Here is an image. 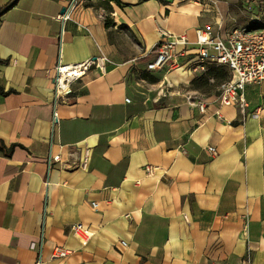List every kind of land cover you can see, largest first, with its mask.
Listing matches in <instances>:
<instances>
[{"label": "crops", "instance_id": "obj_1", "mask_svg": "<svg viewBox=\"0 0 264 264\" xmlns=\"http://www.w3.org/2000/svg\"><path fill=\"white\" fill-rule=\"evenodd\" d=\"M119 1L80 0L63 22L67 0H0V140L15 145L0 150V264H37L43 229L41 264H264V81L243 113L192 62L197 28L250 25L245 0ZM160 29L186 33L189 55L150 71ZM61 39L66 63L112 62L73 84L53 129Z\"/></svg>", "mask_w": 264, "mask_h": 264}, {"label": "built area", "instance_id": "obj_2", "mask_svg": "<svg viewBox=\"0 0 264 264\" xmlns=\"http://www.w3.org/2000/svg\"><path fill=\"white\" fill-rule=\"evenodd\" d=\"M66 11L59 15L63 22L71 17L72 12L80 0H67ZM111 4L114 0L109 1ZM242 9L250 16V25L234 27L226 39L215 37L209 31V27L196 29L197 51L192 58L193 68L198 72L207 71L210 64L224 65L230 72V78L219 85V102L221 105H235L246 113L248 100L246 87L250 84H259L264 81V0H245ZM254 25V26H253ZM161 40L157 45V54L146 68L150 71L163 69L165 66H176L181 58L189 55L190 40L186 33L174 34L160 29ZM62 39L60 43L59 58L54 68L47 69V76L52 83L54 91L53 129L58 123L57 104L60 101H69L73 94V84L81 81L91 70L96 69L104 75L108 72L111 60L104 54L89 57L80 62L66 63L62 59ZM211 50L214 52L211 53ZM190 102L199 108L202 114L207 111V100L202 96L189 97ZM129 102L130 99H127ZM207 152L216 155L217 149L208 146ZM61 161V155L50 154L48 158L49 168L53 162ZM87 167V160L81 163ZM155 170L152 165L146 167L151 173ZM98 203H93L97 207ZM73 233L87 243L92 232L82 223L72 225ZM41 241L36 243L39 251L37 264L42 263L41 252L44 241V229L41 233ZM124 245L127 243L122 241ZM70 251L65 247H56L54 257H65Z\"/></svg>", "mask_w": 264, "mask_h": 264}, {"label": "trees", "instance_id": "obj_3", "mask_svg": "<svg viewBox=\"0 0 264 264\" xmlns=\"http://www.w3.org/2000/svg\"><path fill=\"white\" fill-rule=\"evenodd\" d=\"M106 1L109 2L110 0H106ZM115 1L118 2V3H120L119 0H115ZM161 1H164V0H161ZM113 24H114L113 20L110 17H108L106 19V26H107V28L110 27V26H112ZM214 66H217V65L210 64L209 67H208V69H207V71H205L203 73H205L206 75L212 77L213 78V83L212 84L215 85V86H217V85H220L223 81L229 79V76H227L226 75L227 73L225 74V72H223L221 70L220 71H216L214 69ZM208 79H209V77H208ZM14 147H15V145H12L11 147H7L0 140V150L3 151L5 154H9L10 155L11 152L13 151Z\"/></svg>", "mask_w": 264, "mask_h": 264}, {"label": "water", "instance_id": "obj_4", "mask_svg": "<svg viewBox=\"0 0 264 264\" xmlns=\"http://www.w3.org/2000/svg\"><path fill=\"white\" fill-rule=\"evenodd\" d=\"M66 11V7H64L61 11V13L63 14Z\"/></svg>", "mask_w": 264, "mask_h": 264}, {"label": "rangeland", "instance_id": "obj_5", "mask_svg": "<svg viewBox=\"0 0 264 264\" xmlns=\"http://www.w3.org/2000/svg\"><path fill=\"white\" fill-rule=\"evenodd\" d=\"M223 73V72H222Z\"/></svg>", "mask_w": 264, "mask_h": 264}]
</instances>
